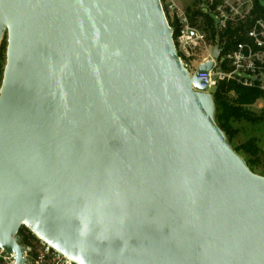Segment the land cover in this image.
<instances>
[{"label":"water","instance_id":"obj_1","mask_svg":"<svg viewBox=\"0 0 264 264\" xmlns=\"http://www.w3.org/2000/svg\"><path fill=\"white\" fill-rule=\"evenodd\" d=\"M160 0H0V249L73 264H264V176L181 64ZM218 58V50L214 52Z\"/></svg>","mask_w":264,"mask_h":264},{"label":"built area","instance_id":"obj_2","mask_svg":"<svg viewBox=\"0 0 264 264\" xmlns=\"http://www.w3.org/2000/svg\"><path fill=\"white\" fill-rule=\"evenodd\" d=\"M160 2L178 58L190 76L213 62L209 72L198 75L205 93L214 96L222 82H235L260 90L263 98L256 103H264V0H202L195 12L181 10L175 0ZM25 258L27 264H73L42 240L35 252L25 247ZM0 264H15V256L0 249Z\"/></svg>","mask_w":264,"mask_h":264},{"label":"trees","instance_id":"obj_3","mask_svg":"<svg viewBox=\"0 0 264 264\" xmlns=\"http://www.w3.org/2000/svg\"><path fill=\"white\" fill-rule=\"evenodd\" d=\"M2 53H0V88L2 85L3 68ZM263 94L258 89H248L235 82H222L214 95L216 105V122L225 132L229 141L233 145L236 137V130L233 127L234 122L246 121L251 124H264V109L260 114L251 110V106L256 104ZM235 150L241 154L243 151L248 157L245 159L253 172H256V164L261 149L255 141L250 140L239 147L233 145ZM20 244L24 247H30L35 252L40 240L26 227H22L18 232Z\"/></svg>","mask_w":264,"mask_h":264},{"label":"rangeland","instance_id":"obj_4","mask_svg":"<svg viewBox=\"0 0 264 264\" xmlns=\"http://www.w3.org/2000/svg\"><path fill=\"white\" fill-rule=\"evenodd\" d=\"M177 6L185 11V12H195L197 8L200 7L202 0H175ZM165 8L168 6L164 5ZM171 13H168V17L171 19ZM7 47L8 41L7 37L4 38L2 44L0 46V53H2V65L3 73L6 66L7 61ZM3 79V78H2ZM264 109V103L259 102L258 104H254L251 106V110L257 114H260ZM233 127L236 130V137L234 139L233 145L236 147L245 144L246 142L253 140L257 144V146L261 149V153L259 154L258 161L256 164V174L264 176V124H251L246 121H238L233 123ZM244 159L248 157L243 151L240 154Z\"/></svg>","mask_w":264,"mask_h":264}]
</instances>
